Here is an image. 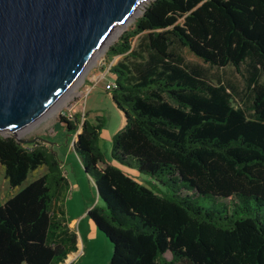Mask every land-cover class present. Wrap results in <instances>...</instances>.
<instances>
[{
    "label": "trees",
    "instance_id": "16d2710c",
    "mask_svg": "<svg viewBox=\"0 0 264 264\" xmlns=\"http://www.w3.org/2000/svg\"><path fill=\"white\" fill-rule=\"evenodd\" d=\"M179 49L242 72L249 104L235 107L231 87ZM108 54L124 56L110 72L126 117L111 159L103 116L60 122L71 138L81 129L75 150L101 202L88 215L113 246L109 264H264V0H150ZM0 163L12 188L48 168L0 206V264L63 263L77 235L58 152L0 133Z\"/></svg>",
    "mask_w": 264,
    "mask_h": 264
},
{
    "label": "water",
    "instance_id": "95a60500",
    "mask_svg": "<svg viewBox=\"0 0 264 264\" xmlns=\"http://www.w3.org/2000/svg\"><path fill=\"white\" fill-rule=\"evenodd\" d=\"M149 1L0 0V133L53 148L23 130L55 106L116 28Z\"/></svg>",
    "mask_w": 264,
    "mask_h": 264
},
{
    "label": "rangeland",
    "instance_id": "374dc122",
    "mask_svg": "<svg viewBox=\"0 0 264 264\" xmlns=\"http://www.w3.org/2000/svg\"><path fill=\"white\" fill-rule=\"evenodd\" d=\"M145 5L140 8L139 13L135 15L133 20L123 25L120 32L112 38L108 45L97 53L80 78H78L76 83L71 87L70 91L68 93L66 92L62 100L37 122L23 130L24 137L33 138L42 136L56 143L54 149L58 152L61 160H63L64 150L71 147V137L68 138V144L66 145L64 130L55 125L59 124L62 112L72 108V113L78 111L83 115L88 113V118L93 122L96 121L97 116H103L105 118L106 125L102 132L101 145L106 154H111L112 138L113 135L119 131L117 127L120 119L119 113L121 114V112H119V108L115 105L111 96L108 95L109 90L106 89V85L113 82L115 79V75L110 72L111 67L124 60V56H111L108 53L111 46L116 43L126 31L134 29L135 22L143 14ZM141 35L142 34L132 39L133 47L138 45ZM178 51L188 63L202 69L211 82L215 84L223 82L229 85L233 95L232 103L235 107L249 104L246 102V82L242 72H239L233 66L216 67L205 64L186 49H179ZM121 115L123 116V114ZM80 130L81 129H79V131ZM76 136L77 134L73 136V139H76ZM60 144L62 145L60 146ZM65 171L68 172L70 190L61 203L62 206L64 203L70 217L84 213L85 210L87 211L96 204L101 203L96 185L85 175L84 169L81 168L78 161L74 167L70 164L66 165ZM47 172L48 168L46 165L39 166L36 170L30 171L27 179L20 186L12 188L5 176V168L0 163V206L3 205L7 199L16 194V192H20L31 182ZM140 181L147 184V179H140ZM218 201L232 204L231 199H218ZM111 257V246L102 244L99 251L85 258L82 264H109ZM166 257L171 258V254L169 252L166 253Z\"/></svg>",
    "mask_w": 264,
    "mask_h": 264
},
{
    "label": "crops",
    "instance_id": "0c3cea01",
    "mask_svg": "<svg viewBox=\"0 0 264 264\" xmlns=\"http://www.w3.org/2000/svg\"><path fill=\"white\" fill-rule=\"evenodd\" d=\"M114 75V74H113ZM108 95L112 98L111 91H108ZM113 99V98H112ZM116 105V103H115ZM118 107V106H117ZM119 112L123 114V116L119 113V125L117 127V130H120L124 125L126 124V117L122 110L119 109ZM55 126H59L62 128L66 135V145L68 144V138L71 136H68V131L64 123L59 122V124H56ZM81 131V130H80ZM76 139L71 138V147L68 149H65L63 152V169L64 172L68 178V172L65 171L66 165L70 164L72 167L78 163L80 164L81 168L84 169V166L75 150L74 142ZM62 144H60L61 146ZM50 146V145H49ZM54 148V147H53ZM107 157L111 159V154ZM103 167L104 165H100ZM130 173L135 175L139 180L140 179H147L148 177L140 175L136 170L133 169H127ZM74 171V170H73ZM85 175H87L95 184L94 179L88 175L84 170ZM75 174V173H74ZM69 180V178H68ZM70 182V181H69ZM96 185V184H95ZM17 193V192H16ZM63 208L66 212V218L68 220V226L72 232H75L77 235V249L70 254H68L66 260L63 263L60 264H82L85 258H88L90 255L94 254L95 252H98L100 249V246L102 244H108V246H111V253L113 252V246L109 239L100 231L98 230L96 224L90 219L88 212L91 209L85 210L84 213H80L77 216L70 217L68 214L67 209L65 208V205L63 203ZM168 258V257H167ZM170 259V258H168Z\"/></svg>",
    "mask_w": 264,
    "mask_h": 264
},
{
    "label": "bare ground",
    "instance_id": "6f19581e",
    "mask_svg": "<svg viewBox=\"0 0 264 264\" xmlns=\"http://www.w3.org/2000/svg\"><path fill=\"white\" fill-rule=\"evenodd\" d=\"M144 5H142V6H140L138 9H137V11L133 14V16L127 21V23L129 22V21H131V20H133V18L135 17V15L137 14V13H139V10H140V8H142ZM127 23H125V24H127ZM125 24H123V25H125ZM123 25H121V26H118L117 28H116V30L114 31V33L112 34V36L110 37V39H109V41L100 49V50H102L104 47H106L107 45H108V43L112 40V38L114 37V36H116L119 32H120V29H122L121 27L123 26ZM99 50V51H100ZM96 56V55H95ZM83 73H81L79 76H78V78H80V76L82 75ZM77 78V79H78ZM76 79V80H77ZM76 80H75V82L74 83H76ZM74 83L67 89V93L70 91V89H71V87L74 85ZM66 92L63 94V96L58 100V102L55 104V105H57L61 100H62V98L65 96V94H66Z\"/></svg>",
    "mask_w": 264,
    "mask_h": 264
},
{
    "label": "built area",
    "instance_id": "2783aa9c",
    "mask_svg": "<svg viewBox=\"0 0 264 264\" xmlns=\"http://www.w3.org/2000/svg\"><path fill=\"white\" fill-rule=\"evenodd\" d=\"M113 88H114V83L113 82H111V83H109V84L106 85V89L109 90V91H111ZM72 114H73L72 113V108H69V109H67V110H65V111L62 112V115L65 116V117H68V118L72 117ZM79 132L80 131H78L77 136H78ZM77 136H76V140H77Z\"/></svg>",
    "mask_w": 264,
    "mask_h": 264
}]
</instances>
